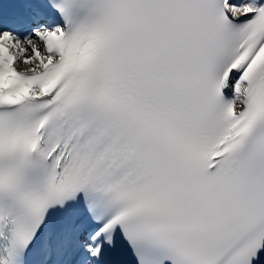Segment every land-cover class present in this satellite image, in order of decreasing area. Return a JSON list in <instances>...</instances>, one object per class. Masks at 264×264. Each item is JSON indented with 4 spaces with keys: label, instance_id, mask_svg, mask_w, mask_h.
<instances>
[{
    "label": "snow or ice",
    "instance_id": "obj_1",
    "mask_svg": "<svg viewBox=\"0 0 264 264\" xmlns=\"http://www.w3.org/2000/svg\"><path fill=\"white\" fill-rule=\"evenodd\" d=\"M0 264H264V0H0Z\"/></svg>",
    "mask_w": 264,
    "mask_h": 264
}]
</instances>
